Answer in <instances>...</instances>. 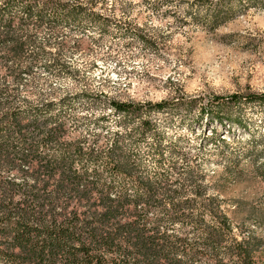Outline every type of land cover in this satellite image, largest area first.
<instances>
[{
  "label": "trees",
  "instance_id": "16d2710c",
  "mask_svg": "<svg viewBox=\"0 0 264 264\" xmlns=\"http://www.w3.org/2000/svg\"><path fill=\"white\" fill-rule=\"evenodd\" d=\"M95 5L0 0V264H256L264 238L235 226L192 167H167L171 145L151 143L153 170L131 156L128 138L157 135L152 113L174 101H112L133 123L126 132L99 145L70 137L65 94L39 72L62 73L65 61L38 35L58 36L65 14ZM230 100L264 103V93Z\"/></svg>",
  "mask_w": 264,
  "mask_h": 264
},
{
  "label": "rangeland",
  "instance_id": "374dc122",
  "mask_svg": "<svg viewBox=\"0 0 264 264\" xmlns=\"http://www.w3.org/2000/svg\"><path fill=\"white\" fill-rule=\"evenodd\" d=\"M93 1L100 10L65 14L58 36L38 35L65 61V73L39 72L65 94L70 137L99 145L126 132L133 123L112 101H174L152 113L157 135L128 138L131 156L153 170L151 143L171 145L167 167H192L235 226L264 238V103L230 100L264 93V0Z\"/></svg>",
  "mask_w": 264,
  "mask_h": 264
}]
</instances>
